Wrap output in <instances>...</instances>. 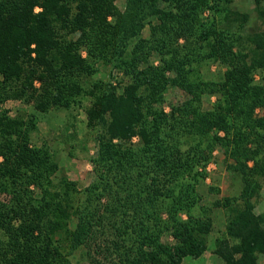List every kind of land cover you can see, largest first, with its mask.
<instances>
[{
    "label": "trees",
    "instance_id": "16d2710c",
    "mask_svg": "<svg viewBox=\"0 0 264 264\" xmlns=\"http://www.w3.org/2000/svg\"><path fill=\"white\" fill-rule=\"evenodd\" d=\"M229 1L0 0V264H75L78 250L92 264H182L207 250L214 208L227 212L214 252L258 264L264 27L246 32L248 13L227 15ZM254 2L264 24V0ZM211 63L223 70L205 78ZM102 65L122 78L95 77ZM171 87L187 98L167 110ZM9 100L84 109L96 179L82 189L55 181L58 159L32 142L37 115L12 114ZM217 148L241 194L204 204L198 187Z\"/></svg>",
    "mask_w": 264,
    "mask_h": 264
},
{
    "label": "rangeland",
    "instance_id": "374dc122",
    "mask_svg": "<svg viewBox=\"0 0 264 264\" xmlns=\"http://www.w3.org/2000/svg\"><path fill=\"white\" fill-rule=\"evenodd\" d=\"M117 4L121 9H124L125 0H117ZM233 11L248 13L249 21L246 23V28H248L246 32L264 27L254 0H230L227 5V15H230ZM207 14H209L208 11H206L205 16ZM229 19V21L224 19V25L233 23L230 29H236L235 25L237 22L233 21V17ZM241 19H239L240 22H242ZM149 34L150 28L146 26L142 35L147 37ZM158 59L157 56H153L151 60L157 63ZM221 70L223 68L217 63L207 64L202 69L205 78H216L219 76ZM112 75L116 78H122L123 76L119 69L102 65L99 67V71L95 77L110 81ZM186 98L187 94L183 90L171 87L166 93V109H170L169 104L181 103ZM214 100V95H204V107L206 109L211 108ZM4 108L11 110L12 114L23 112L37 115L38 127L32 134V142L38 146L43 143L49 145L55 157L58 159L62 171L57 174L55 181H58L60 176L64 174L71 180L76 181L78 187L82 189L96 179L91 162V158L94 156L96 150V140L95 136L88 131L87 115L84 109H81L79 112L53 109L43 113L35 110L32 105L26 104L21 100H9L4 104ZM257 110L259 114L264 113V108H258ZM72 123L76 126L75 131H73L71 126ZM211 186L218 188L219 191H211ZM198 189L203 196L204 204H211V202L219 197L239 196L241 194V179L234 172L228 170L225 156L220 148L216 149L211 162L208 164V176L201 182ZM255 206L256 214L263 215L264 181L262 182L260 195L255 200ZM212 214L214 219L212 231L208 236L209 243L207 250L198 258L189 257L184 259L182 264H225L214 252V248L216 238L226 235L227 212L223 208H214ZM75 224L76 220L72 218V227ZM71 258L75 264H92L82 250L76 251ZM258 264H264V255L259 254Z\"/></svg>",
    "mask_w": 264,
    "mask_h": 264
}]
</instances>
